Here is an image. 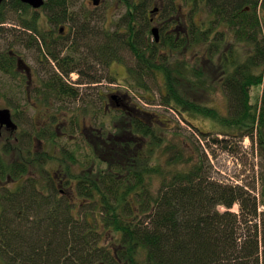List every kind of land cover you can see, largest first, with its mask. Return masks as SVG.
<instances>
[{
	"label": "trees",
	"instance_id": "1",
	"mask_svg": "<svg viewBox=\"0 0 264 264\" xmlns=\"http://www.w3.org/2000/svg\"><path fill=\"white\" fill-rule=\"evenodd\" d=\"M8 1L3 8L9 5L15 13L24 7L19 0ZM117 1L124 14L112 34L95 35L80 22L86 18L72 19V37L85 52L77 53L74 43L65 58L52 54L59 72L66 77L78 67L82 78L88 71L93 74L95 66L130 55L139 90L148 93L144 79L160 71L161 106L211 122L216 134L256 140L264 160V28L259 16L264 0ZM67 5L66 0H46L43 9L56 23L67 19ZM146 5H160L166 28L153 49L145 40ZM3 8L0 23L6 19ZM182 8L188 9L189 25L171 33L167 27L180 23ZM202 10L207 11L205 25L192 19ZM86 81L100 80L91 76ZM45 85L53 88L49 95L66 96L67 102L77 98L78 90H68L60 75ZM253 90L261 93L260 105L251 101ZM217 92L225 97L226 113L214 107ZM121 113L125 120L122 115L113 136L106 139L103 130L98 132L100 140H90L89 154L85 148H76L81 159L74 150L64 153L84 173L75 177L84 206L60 197L46 176L31 177L38 165L29 166V156L23 167L20 156H8L0 146L2 183L6 176H23L13 193L0 197V255L7 264H264V213L257 216L256 196L213 180L208 156L197 144L189 151L179 126L171 130L155 113L139 108L136 114ZM91 152L101 163L96 169L87 165ZM262 166L259 195L264 204ZM90 204L92 209H86ZM234 204L239 214L229 211Z\"/></svg>",
	"mask_w": 264,
	"mask_h": 264
},
{
	"label": "rangeland",
	"instance_id": "2",
	"mask_svg": "<svg viewBox=\"0 0 264 264\" xmlns=\"http://www.w3.org/2000/svg\"><path fill=\"white\" fill-rule=\"evenodd\" d=\"M91 1L92 0H66L68 5L70 6L68 12L73 13V15L71 16L75 18H78L80 12H85L88 21L85 22L87 24L84 27H87L88 30L90 32L92 31L95 35L99 36L114 33L116 30V24L119 22L121 16H123L124 14V8H121L119 1L99 0L98 6H94ZM134 1L136 3H142L145 0ZM146 7V12L148 13V10L151 8V6L146 5ZM188 13L189 12L187 8H182L181 13L179 14L180 23L173 21L175 24H170L167 29L180 28V30H183L182 28L186 27V25L188 27V22L190 20L188 17ZM5 14L7 16V21L5 22V25L0 27V47L2 42H6V35L11 37V42H13L14 45L16 44L14 38L17 39L20 36L19 31H15V29H17L16 27L18 26V21H21L18 12H16V14L11 12H7ZM44 14L45 12L43 10V22L47 20ZM192 16V19L195 21V23L202 25L207 24L206 19L208 18L206 17V10L197 12ZM259 16L261 18L264 28V12L260 11ZM159 23L161 22L158 21L157 26H159ZM182 24L185 26H183ZM7 28H11L13 32L6 34ZM120 30L123 29L119 28L118 32ZM170 32L174 33L172 30ZM16 42L19 43V41ZM71 42L75 43V40L73 39ZM71 42L65 40V43L67 44H64L63 47L70 44ZM75 46L79 48V50L76 49L77 53L83 51L85 52V48L82 44H76ZM16 50L20 51L18 45H16ZM185 53V58H181L182 60L186 59ZM119 58V63L113 62L108 66H95L94 68L96 71H94L93 74L89 73L88 71V76L78 78L79 74H77L76 72L73 75H69L67 79L71 83L76 80H82V83L86 84V82H88L86 81V79H90L91 76L96 78V80H100L99 82H101L81 86L79 89H77L78 94L76 99L67 102L68 100L66 96H57L54 94L55 97H52L50 103L47 106L41 105L37 108H23V111L19 112V114H21V117L20 119H18L20 124L18 135L21 137H26V134L30 136L34 132V128L39 127L38 117L42 116L43 112L48 115H51L52 118L55 117L54 125L57 124V128L61 130L65 128L64 124L70 117L76 119L80 115V113L82 115L87 113V115L89 116L85 118V124L91 125L92 130L97 129V131L99 132H101L102 130L105 131L106 133L104 134V137L108 139L107 136H113L117 128L120 127L122 115L123 120H125V115L121 113V110H117L116 107H110L109 109H107L109 106L104 104L107 100L106 97L111 94L110 90L117 88L118 90L123 91V93L128 92L130 94V98L132 96L133 102L139 109L149 113H155L157 116H159V119L162 120L167 125V127H171V130L179 126V128H181L179 132L182 137V141L185 143L187 142L189 144V151L193 152V147L195 146V144H197L202 147L205 154L208 156L207 160L211 169L210 174L212 176V179L216 180L219 183H222L223 185L240 186L243 189L247 190L251 194V197L254 198L256 196L257 216H262L264 213V204L260 202L261 197L259 195V174L262 170V164L264 160L260 156L256 140L252 141L249 137H226L216 134L218 132V128L215 127V125H213L211 122L188 114H183V116H181L173 110L161 106V103L158 101V99L160 94L163 92L164 88L163 76L154 75L153 78H145V82L143 85L147 84L150 88V91L148 93H145L144 90H139L135 86L137 83L135 78H138V76L136 77L135 73L133 72V70L135 69V62L131 60L130 55L123 54ZM91 61L92 60L90 58L89 61L86 63V67L87 64H91ZM173 61H175V59H173ZM78 64L80 65L81 63L79 62ZM49 68L53 69L50 63L46 64L43 69ZM83 68L84 67L81 68L82 72L85 70ZM126 70H129L128 74ZM111 78L115 80H112L109 83L108 80ZM74 90L76 89H73V91ZM250 95L252 103L258 102V104L260 105L261 93H259L257 90H253L251 91ZM150 99H152L153 102L148 101ZM214 107L222 113H226V100L225 97L220 94V92H217L214 101ZM67 108L69 109L67 112L68 118L66 120H63L62 113L67 111ZM19 114H17V118ZM187 121H189L191 125L197 128L199 131L204 132L205 135L203 137L199 135L197 129L193 128L191 125H188ZM73 128L75 129L74 125ZM115 138L117 141L118 138L120 140L119 136H116ZM91 139H93V141L100 140L94 136H91ZM66 140L62 139L61 144L65 148L68 147L70 150H74L76 152V155V148H85V143L82 142L80 138H78L75 142ZM3 141V139H0V146ZM33 145L36 146L37 143L34 141ZM45 145L47 147V149L45 150L49 149V154H57L60 157L62 156V154L57 151L58 148L50 147L46 143ZM90 156L91 157L87 162V165L91 166L92 168L95 167L96 169L98 166L101 165V163L97 160V155H95L94 152H91ZM107 156H109V154H107ZM77 158L81 159V157L78 155ZM118 158H120V156H115V159ZM101 167L106 168L104 166ZM43 170L46 174V178H48V176H53L54 165L51 163H47L46 165H44ZM35 172V174H30L32 175L31 177L39 178V171ZM76 172L79 173V170L76 169ZM49 173L50 175H48ZM30 175H25L24 178H27ZM3 192L4 195H9L6 194L5 189L3 190ZM86 209H92L91 204L89 206H86ZM218 209L219 212L225 211L223 207H218ZM2 210L3 205L2 201H0V213L2 212ZM229 211L233 214H239V205L234 204L232 208L229 209ZM87 216H89L90 222L92 223V216L89 215V213ZM258 219L259 217L257 218V220ZM0 264H7V259L1 255Z\"/></svg>",
	"mask_w": 264,
	"mask_h": 264
},
{
	"label": "flooded vegetation",
	"instance_id": "3",
	"mask_svg": "<svg viewBox=\"0 0 264 264\" xmlns=\"http://www.w3.org/2000/svg\"><path fill=\"white\" fill-rule=\"evenodd\" d=\"M5 2L9 1L3 0L0 3L1 8H3ZM45 2L46 0H44V4ZM22 4L24 7H21V10H18L21 21H18V26L16 27L17 29H15V31H19L20 34L17 39L14 38L16 44L14 45L13 42H11V37L6 35V42H2L0 47V102H2L0 103V108L8 109L10 111L11 121L17 126V130L13 132L11 129L7 128L6 125H0V139L4 140L1 146L5 147L3 149L8 156H20V160L18 161H20L23 167H26L25 163L27 164L28 156L29 166L31 163L32 165H35V163L42 162V154L49 153V149L45 150L47 149L45 143L50 147L58 148L57 151H59L62 156L60 157L57 154L52 155L53 160L50 162L54 163V174L53 176H49L50 181L48 184H51L53 189H57L59 191L60 197H65L68 201H71L72 204L77 203L84 206L86 199L78 197L76 191L78 182L75 177L79 175L76 172V169L79 170V168L75 167L73 160H71V155H64L66 151L69 153L72 150L68 147L65 148L61 144V141L62 139H67L75 142L78 138H80L81 141L85 143V149L89 154L91 151V136L98 132L97 129L92 130L91 125L85 124L84 120L89 115H87V113L83 115L80 113L76 119L70 117L64 124L65 128L61 130L57 128V124L54 125L55 117L53 116L54 118H52L51 115L43 112L42 116L38 117L39 127H35L34 132L30 136L27 134L26 137L18 135L20 129L18 119L21 117L19 112L23 111V108L27 107L37 108L41 105L47 106L52 97H55L54 95L47 94L53 88L45 85V82H47L52 75L53 77L55 75H60L64 79L65 87L68 90H77L81 86L89 84H82V80H76L73 83L69 82L67 77H69V75H73L75 72L80 75V70H71L65 77V75L61 74L56 68L57 62L52 57L53 54L54 56H58L59 60L63 59L69 53L71 47L74 46V42H71L73 40L71 24L72 19L74 18L71 16L73 13L68 12L70 6L67 5V19L52 23L48 19L46 11H44V15L47 20L43 22L42 11L44 10V5L35 9L28 4ZM159 11L160 10L157 7V11L153 14L147 13L146 18L149 23L148 25L151 27H153V25L157 26V22H160V19L158 18L160 14ZM7 12L16 14L10 10L9 5L3 8V13ZM79 16L86 18L85 12H80ZM4 18L6 19L0 23V27L5 25V22L7 21L6 15ZM80 22L84 23V26L87 24L85 21L80 20ZM163 26H165L164 23L163 25H160L159 23V26H157L159 35L163 32L164 34L166 33V28ZM147 29H150L149 26ZM169 31H167V33ZM11 32H13V30L11 28H7L6 34ZM119 32L122 33V30ZM65 40H68L71 43L64 47L59 46L60 43L63 44V41ZM145 40L153 49L154 40L151 38L148 40V37L145 38ZM16 41H19V43ZM64 44L67 43L64 42ZM16 45L19 46L20 51L16 50ZM116 62L119 63L115 60L114 63ZM48 63L52 65L53 69H43ZM159 72L160 71L157 72L152 70L153 75H162ZM79 75L78 78H80ZM112 80L115 79L111 78L108 82L110 83ZM110 91L111 94L106 97L107 100L104 103L109 106L107 109L110 107H116L117 110H126L136 114L138 108L133 102V99L130 98V94L128 92L123 93V91H120L117 88ZM68 110L69 109L67 108V111L62 113L63 120L68 118ZM17 114H19L18 118ZM73 125L75 128L77 127V129H74ZM76 131L78 133L77 135L74 134ZM34 141L37 143L36 146L33 145ZM40 143H44L42 147H38ZM79 173L81 174L83 172L79 171ZM48 175H50V173ZM22 177L23 176L18 177L19 179H10L9 176H6L7 181L3 183L0 177V197L4 194V189L6 190V194L13 193L18 186L22 184ZM37 182L39 184L38 187L41 188L42 181ZM1 217L2 216H0V219Z\"/></svg>",
	"mask_w": 264,
	"mask_h": 264
},
{
	"label": "water",
	"instance_id": "4",
	"mask_svg": "<svg viewBox=\"0 0 264 264\" xmlns=\"http://www.w3.org/2000/svg\"><path fill=\"white\" fill-rule=\"evenodd\" d=\"M3 0H0V3ZM21 2L32 6L37 9L44 4V0H21ZM94 5L98 4V0L92 1ZM152 35L154 36L155 41H158V30L157 28H153L151 30ZM0 125H6L8 128H15V125L10 121V115L7 110H0Z\"/></svg>",
	"mask_w": 264,
	"mask_h": 264
}]
</instances>
